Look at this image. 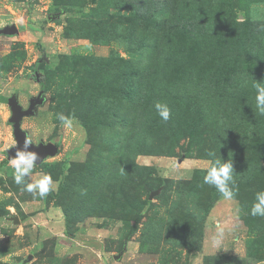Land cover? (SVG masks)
<instances>
[{
  "label": "rangeland",
  "instance_id": "rangeland-1",
  "mask_svg": "<svg viewBox=\"0 0 264 264\" xmlns=\"http://www.w3.org/2000/svg\"><path fill=\"white\" fill-rule=\"evenodd\" d=\"M11 24L19 32L0 35V264H264V217L248 214L264 190V0H0V27ZM40 90L21 127L58 146L26 181L62 182L43 199L14 182L5 150L8 99L26 107ZM209 151L231 160L234 200L203 183Z\"/></svg>",
  "mask_w": 264,
  "mask_h": 264
},
{
  "label": "clouds",
  "instance_id": "clouds-1",
  "mask_svg": "<svg viewBox=\"0 0 264 264\" xmlns=\"http://www.w3.org/2000/svg\"><path fill=\"white\" fill-rule=\"evenodd\" d=\"M255 87L257 92L255 96L256 109L260 115H264V87H261L259 83H257ZM155 110L162 121L167 122L170 119L171 111L167 104L156 103ZM56 119L68 128L73 126V119L65 116L63 113H57ZM38 142H34L33 139L27 135L24 141V150H18L15 157L10 159L9 162L14 170V182L17 185H23V191L32 193L43 199L46 198L50 192L55 191L58 185L50 174H43L34 182H26L31 178L37 166L36 161L39 159L35 152L28 151L27 149L29 145ZM14 145L15 141L10 147ZM207 156L209 157V167L203 176V183L217 189L224 199L230 201L234 200L236 192L233 188L235 181L231 160L227 162L222 161L215 151H209ZM5 158L7 159V157ZM237 211L239 212V209H237ZM248 214L253 217H264V190L255 193ZM223 239V232H217L210 237L209 247L216 253L218 250L223 249Z\"/></svg>",
  "mask_w": 264,
  "mask_h": 264
},
{
  "label": "water",
  "instance_id": "water-1",
  "mask_svg": "<svg viewBox=\"0 0 264 264\" xmlns=\"http://www.w3.org/2000/svg\"><path fill=\"white\" fill-rule=\"evenodd\" d=\"M18 32L19 29L15 24L0 27V35H15ZM36 78L38 79V77ZM43 101L44 95L42 90H40L35 97L29 98V102L26 107H22V105L18 102L17 97L14 95L8 99V105L12 113V117L10 118L12 135L15 141V145L6 150V154L10 159L15 157L18 150H24V141L28 134L26 130L21 127L22 118L34 115L36 106L41 105ZM27 150L35 152L38 155L39 159L36 161V164H39L44 162L46 157L56 155L58 152V146L52 142H39L37 144L35 143L29 145Z\"/></svg>",
  "mask_w": 264,
  "mask_h": 264
},
{
  "label": "trees",
  "instance_id": "trees-1",
  "mask_svg": "<svg viewBox=\"0 0 264 264\" xmlns=\"http://www.w3.org/2000/svg\"><path fill=\"white\" fill-rule=\"evenodd\" d=\"M42 166L45 167V164L42 163ZM62 190V182L59 184L58 191Z\"/></svg>",
  "mask_w": 264,
  "mask_h": 264
}]
</instances>
